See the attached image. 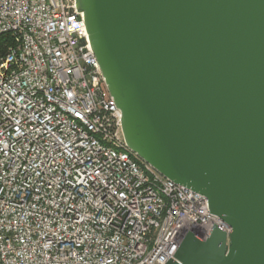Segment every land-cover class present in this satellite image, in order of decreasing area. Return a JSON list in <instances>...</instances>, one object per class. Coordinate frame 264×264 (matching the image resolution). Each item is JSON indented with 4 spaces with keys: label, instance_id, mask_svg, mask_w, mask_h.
I'll return each instance as SVG.
<instances>
[{
    "label": "built area",
    "instance_id": "built-area-1",
    "mask_svg": "<svg viewBox=\"0 0 264 264\" xmlns=\"http://www.w3.org/2000/svg\"><path fill=\"white\" fill-rule=\"evenodd\" d=\"M0 264H166L206 197L128 147L76 0H0Z\"/></svg>",
    "mask_w": 264,
    "mask_h": 264
},
{
    "label": "water",
    "instance_id": "water-1",
    "mask_svg": "<svg viewBox=\"0 0 264 264\" xmlns=\"http://www.w3.org/2000/svg\"><path fill=\"white\" fill-rule=\"evenodd\" d=\"M133 153L206 197L166 264H264V0H76Z\"/></svg>",
    "mask_w": 264,
    "mask_h": 264
},
{
    "label": "trees",
    "instance_id": "trees-1",
    "mask_svg": "<svg viewBox=\"0 0 264 264\" xmlns=\"http://www.w3.org/2000/svg\"><path fill=\"white\" fill-rule=\"evenodd\" d=\"M11 44V36L6 35H0V54L4 55L6 47Z\"/></svg>",
    "mask_w": 264,
    "mask_h": 264
}]
</instances>
